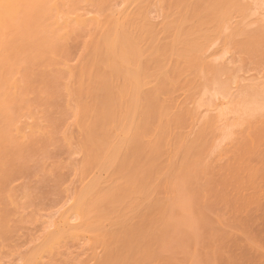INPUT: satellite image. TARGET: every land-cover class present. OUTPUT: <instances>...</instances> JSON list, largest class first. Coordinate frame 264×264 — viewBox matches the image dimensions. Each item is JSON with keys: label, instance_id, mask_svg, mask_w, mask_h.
Wrapping results in <instances>:
<instances>
[{"label": "bare ground", "instance_id": "6f19581e", "mask_svg": "<svg viewBox=\"0 0 264 264\" xmlns=\"http://www.w3.org/2000/svg\"><path fill=\"white\" fill-rule=\"evenodd\" d=\"M145 1L148 0H5L6 3L36 7L15 9L6 19L0 16V264H89L90 260L83 261L81 255H73L70 247L82 245L81 242L84 244L83 241L90 239L94 226L104 237H109V233L103 231L107 220L98 215L100 209L109 204L135 201L131 197L132 190L127 192L133 187V181L121 185L111 179L115 170L130 166L124 164L131 156L147 158L152 170L146 175L148 181L153 180L154 175L162 178L166 171L162 185L172 190L174 174L162 166L160 156L151 154L147 157L146 153L152 152L157 136L163 141L175 137L172 131L178 129L183 118L178 114L181 103L169 102L174 88L172 82L177 77L181 82H187L188 77L184 76L186 70L176 71L173 65L165 66L162 68H169L161 70L159 75L171 78L159 83L163 88L162 99L156 97L154 89L150 88V78L154 76H148L145 71L148 70L146 55L156 53L157 47L148 39L160 35V22H152L153 11L150 4L142 5ZM229 1L208 3L211 10H220L218 14L222 23L229 16ZM250 1L254 4L256 0ZM240 2V8L246 11L242 9L235 13L246 12L249 16L252 11L249 12L248 4ZM206 4L207 0H202L193 5V10L203 12ZM258 6V10L263 9L264 0H259ZM247 15L244 14L241 21L248 18ZM262 16L264 18V14ZM169 32L178 38L197 36L196 30L185 29L182 25L170 28ZM129 35L137 38L125 46L121 37ZM233 39L225 37L230 46L235 45ZM217 40L211 37L199 43L192 39L180 43L175 40L173 46L180 55L174 54L186 59L191 52H208ZM75 41L80 42V47L72 49L71 43ZM78 47L80 54L74 68L73 52ZM210 57L203 59L202 63ZM112 66L115 69L107 71ZM181 72L185 73L179 74ZM213 74L218 76L221 70H214ZM118 78L126 87L116 92ZM230 81L232 83L215 79L205 86L197 108L207 107V104H201L208 96L212 100L207 99L210 101L208 106L213 108L211 111H218L210 125L227 122L228 116L235 117L234 122L223 126L221 141L214 149L221 148L222 143L234 134L239 136V144L254 149L262 133L254 115L264 109V103L263 106L260 104L264 97L261 98L260 91L258 93L255 89L232 93L236 78ZM93 86L96 89L93 99L100 100L98 115L96 106L85 105L82 100L85 89ZM217 99L221 101L215 106ZM64 110L70 112L69 116ZM103 112L107 116L102 115ZM152 112L156 117L149 119ZM190 117L194 119L196 115L190 114ZM71 125L77 131L82 154L79 187L71 193L69 189L64 190L56 201L44 200L38 194L36 184L41 174L49 172L45 165L29 177L24 175L20 165L26 161H52L50 148L57 143H63L68 153L73 140L68 130ZM108 125L110 128L100 133ZM98 136L107 142H100ZM180 147L182 151L189 150L185 142L180 143ZM215 161L203 159L199 168L188 164L185 171L191 172L196 181L203 176H213ZM69 165L65 161L53 162L54 170ZM101 172L107 173V178H103ZM214 184L222 188L218 196L222 205L227 206L233 195L236 213H249L250 198L243 196L241 182L231 184L214 180ZM185 190L190 187L186 186ZM204 223L210 225L207 221ZM24 226L31 231L27 236L26 250L15 243L16 238L23 236ZM245 236L252 240V248H264L246 227ZM228 253L222 248L213 252V256H218L219 264H244L239 258L226 257ZM260 264H264V255Z\"/></svg>", "mask_w": 264, "mask_h": 264}, {"label": "rangeland", "instance_id": "374dc122", "mask_svg": "<svg viewBox=\"0 0 264 264\" xmlns=\"http://www.w3.org/2000/svg\"><path fill=\"white\" fill-rule=\"evenodd\" d=\"M213 1L220 0H207L203 12L193 10V5L200 4L202 0L165 2L148 0L142 4L143 6L150 4L154 19L152 22H160V35L148 39L149 43L153 42L154 47H157L156 53L146 55L148 70L145 71L148 76H154L150 78V88L154 89L156 97L162 99L163 88L159 83L171 78L159 75L161 70L169 68H162L165 66L173 65L176 71L186 70V73L179 74L185 73L184 76L188 77L187 82H181L178 77L172 82L174 88L171 90L169 102L175 100L181 103L182 109L178 114L183 118L177 125L178 129L172 131L175 137L163 141L157 136L152 144V152L146 153L147 157L151 154L160 156L162 166L174 174L175 178L172 182V190L162 185L161 180L166 176V171L160 179L154 175L153 180H146V175L152 170L144 156L136 158L131 156L124 164L130 165L129 167L115 170L111 178L115 180V184L125 185L128 181L134 182L133 187L127 192L132 190L131 197L135 201L109 204L100 209L98 215L107 220L103 231L108 232L109 237H104L94 226L93 233L89 235L90 239L83 241L84 244L81 242L82 245L79 243L70 247L73 255H81L83 261L90 260L89 264H219V258L217 255L213 256V252L222 248L229 251L226 257L239 258L244 264H260L264 248L251 247L252 240L246 238L245 227L248 228L251 236L258 238L264 246V109L255 112L254 115L259 121L262 132L259 135L260 141L254 149H247L239 144L237 134L223 142L221 148L214 149L221 141L223 126L234 122L235 117L228 116L227 122L210 125L209 122L218 115V111L212 112L213 108L208 106L212 100L207 96L206 101L201 104L204 106L207 104L206 106L210 107L208 109L203 106L197 108V104L203 96L205 86L215 79L232 83L230 80L236 78L235 85L230 84L234 88L232 93L239 94L240 91L255 89L258 93L260 91L261 98L264 97V18L262 16L264 8L258 10L259 0L258 4L257 0H254V4L250 0H247L250 2L241 0L243 5L248 4L249 12L252 11L249 14V16L252 14L250 18L246 12L244 13L248 18L243 22L241 21L245 17L243 12L242 15L235 13L243 9L240 8L242 4L238 3L239 0H230L229 16L222 23L223 20H219L218 14L220 10L213 11L208 5ZM234 2H236L235 7L232 8ZM249 12L247 9V13ZM236 17L238 19L235 20ZM178 25H182L185 29L196 30L197 36L183 35L178 38L171 35L170 28ZM214 30L216 33L213 32ZM207 37L218 39L208 52L203 51L198 54L189 52L187 55H190L186 59L176 56L180 54L176 52L175 45L173 46L175 40L180 43L192 39L196 40L195 43H199ZM225 37H233L235 45L230 46ZM121 38L125 41L124 45L128 46L137 36L129 35ZM78 45L80 47V42H72L71 48L75 49ZM79 47L73 52L74 68L80 54ZM206 57L210 58L206 63H202ZM114 69L115 67L112 66L107 71L112 72ZM214 70H221V74L214 75ZM118 81L116 92L126 87L121 83L120 78ZM251 86L254 87L250 88ZM94 92H96L95 86L85 89L82 100L85 105L96 106V115H98L97 105L100 100L93 99ZM217 100L214 101V103L217 101L215 106L221 101ZM260 102L263 106L264 101ZM74 105L72 103V106ZM64 113L69 116L70 112L64 110ZM190 114H195L196 117L193 119ZM102 115L107 116L104 112ZM154 117L156 113L152 112L149 119ZM69 123L71 124L72 121ZM109 128L110 125L99 131L102 133ZM68 130L73 135L68 153L63 143H57L50 148L52 161H26L20 165L24 175L28 177L37 172L40 166L45 165L49 172L45 175L41 174L36 184L38 194L44 200L56 201L64 190L69 189L71 193L79 187L78 170L81 166L82 154L76 129L71 125ZM97 138L102 143L107 142L100 136ZM182 142L189 145V150L182 151L180 147ZM187 158L190 160L187 161ZM203 159L216 160L213 176H203L196 181L191 172L185 171L186 165L192 164L194 168H199ZM55 161H65L70 165L54 170ZM248 168L249 170L246 171ZM100 174L103 178H107V173ZM214 180L227 181L231 184L241 182L243 196L250 198L247 208L249 213H236L238 210L234 208L233 195L229 197L227 206L222 205L218 199L222 188L219 184H214ZM186 186H189L190 190H185ZM43 212L41 213L46 217ZM204 221L210 225L205 226ZM30 232L28 227H25L23 236L16 238V245L21 246L23 250L28 247L26 241Z\"/></svg>", "mask_w": 264, "mask_h": 264}, {"label": "snow or ice", "instance_id": "6c2138e0", "mask_svg": "<svg viewBox=\"0 0 264 264\" xmlns=\"http://www.w3.org/2000/svg\"><path fill=\"white\" fill-rule=\"evenodd\" d=\"M32 7H36V5L6 3L5 0H0V16H3L6 19L9 16V14L13 12L15 9L32 8Z\"/></svg>", "mask_w": 264, "mask_h": 264}]
</instances>
